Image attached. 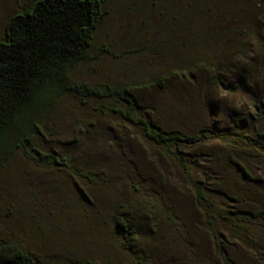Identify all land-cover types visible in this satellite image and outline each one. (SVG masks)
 Listing matches in <instances>:
<instances>
[{"label":"rangeland","instance_id":"rangeland-1","mask_svg":"<svg viewBox=\"0 0 264 264\" xmlns=\"http://www.w3.org/2000/svg\"><path fill=\"white\" fill-rule=\"evenodd\" d=\"M30 1L0 0V38L8 19ZM180 55L183 63L194 61L199 66L185 70L182 80L173 77L163 90L158 89L151 77L165 71L164 64L178 60ZM91 58L73 69L77 81L111 83L133 90L140 84H151L150 91L134 92L143 108L151 109V118L191 135L222 133L226 141L218 139L191 148L187 152L189 164L183 169L99 107L97 101L68 99L47 121V128H55L49 134L53 144H43L41 150L62 152L77 168L90 167L102 157L116 171L99 176L106 182L115 181L113 192L118 195L100 198L97 208L101 214L105 215L107 204L111 210L124 198L139 203L144 189L156 191L180 216L187 217L177 221L183 233L179 237L182 245L187 244V223L195 229L194 237L186 239L195 244L196 257L202 250L212 252L206 219L191 203V179L211 188L213 202L217 203L221 192L237 193L239 199L247 201L246 206L237 205L239 210L264 205V160L246 140L263 125L257 114L264 101V0H107ZM234 134L241 142L231 144ZM3 165L0 232L50 264L64 263L69 251L76 255L73 259L95 264L114 248L112 239L104 235L107 231L98 212H91L93 208L88 205L82 207L81 215L72 210L78 202V185L62 170L48 171L20 154ZM236 165L258 183L243 181ZM128 182L134 183L138 192ZM103 190L106 192V186ZM209 221L221 230L215 221ZM261 232L264 236V230ZM170 237L165 235L166 240ZM167 244L154 247L167 252L173 259L171 264L191 262L182 257L185 252L181 246L176 248L172 241ZM234 259L238 264H261L243 248L237 250Z\"/></svg>","mask_w":264,"mask_h":264},{"label":"trees","instance_id":"trees-1","mask_svg":"<svg viewBox=\"0 0 264 264\" xmlns=\"http://www.w3.org/2000/svg\"><path fill=\"white\" fill-rule=\"evenodd\" d=\"M106 1L31 0L8 19L0 38V171L11 156L20 154L36 166H45L48 171L62 170L69 180L77 184L75 196L78 202H75L72 210L81 215L85 205L93 208L91 212H98L102 218L107 231L104 235L114 243V248L106 251L107 255L97 258L95 264H171L173 259L165 254L167 252L155 250L157 245L167 247L169 241L176 248L182 247L185 252L182 257L186 256L191 261L185 264H238L234 254L239 248L250 251L258 257L259 263L264 264V236L261 232L264 230V205L261 209L239 210L238 206H246L247 201L239 199L237 193L221 192V198H216L223 204L213 202L211 188L191 179L193 209L201 211L213 241L212 252L202 250L201 255L196 257L195 244L186 239V236L194 237L195 229L186 223L184 241L187 244L182 245L179 237L183 233H180L177 221L187 217L180 216L168 199H163L156 191L144 189L139 203L124 198L115 203L111 210L107 204L105 215L101 214L97 208L100 198L113 199L118 194L117 191L113 192L116 182H106L99 175L116 170L109 167L102 157L90 167L81 165L77 168L71 164L68 155L55 149L41 150L43 144H53L49 134L55 128L54 125L47 128V121L56 110H61L63 102L68 99L82 103L97 101L99 107H104L106 112L130 128L137 137L164 152L183 169L189 164L187 152L191 148L208 141H226L222 133L213 136L204 133L191 135L183 133L181 129L166 128L151 118V109L143 108L134 95L135 91H150L151 84H140L137 90H133L111 83L91 85L73 78L76 65L92 60L94 35L103 20ZM181 58L180 55L176 61H166L165 71L151 77L158 89L163 90L165 83L173 77L182 80L185 70L191 71L199 66L194 61L183 63ZM200 67L205 65L200 64ZM219 84L222 82L219 81ZM257 117L263 125L252 139L248 136L246 140L248 146L264 160V101L260 102ZM233 136L231 144L241 142L240 137H235L236 134ZM236 169L243 181L255 180L241 165H236ZM128 183L134 192H138L139 188L134 183ZM210 219L221 230H216ZM166 234L171 236L167 240ZM194 241L200 242L197 239ZM197 245L201 248L200 243ZM75 256L69 251L64 263L58 264H94L90 260L77 261L73 259ZM0 264L50 263L12 236L0 232Z\"/></svg>","mask_w":264,"mask_h":264}]
</instances>
